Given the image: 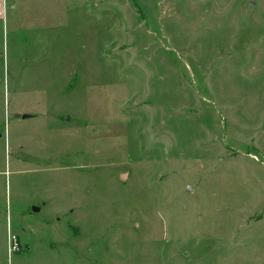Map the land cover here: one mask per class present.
<instances>
[{"label": "rangeland", "instance_id": "rangeland-1", "mask_svg": "<svg viewBox=\"0 0 264 264\" xmlns=\"http://www.w3.org/2000/svg\"><path fill=\"white\" fill-rule=\"evenodd\" d=\"M0 264H264V0H0Z\"/></svg>", "mask_w": 264, "mask_h": 264}, {"label": "built area", "instance_id": "built-area-1", "mask_svg": "<svg viewBox=\"0 0 264 264\" xmlns=\"http://www.w3.org/2000/svg\"><path fill=\"white\" fill-rule=\"evenodd\" d=\"M19 247L18 240L14 234H8V251L17 250Z\"/></svg>", "mask_w": 264, "mask_h": 264}, {"label": "water", "instance_id": "water-1", "mask_svg": "<svg viewBox=\"0 0 264 264\" xmlns=\"http://www.w3.org/2000/svg\"><path fill=\"white\" fill-rule=\"evenodd\" d=\"M188 189L190 190L191 188L188 187ZM38 209H39L38 207H32V210H34V211H36V210H38Z\"/></svg>", "mask_w": 264, "mask_h": 264}]
</instances>
